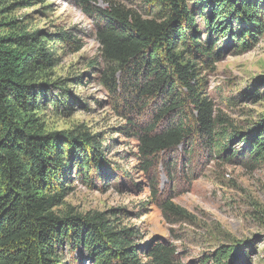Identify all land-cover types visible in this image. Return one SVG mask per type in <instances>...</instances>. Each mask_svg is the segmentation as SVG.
<instances>
[{
  "label": "trees",
  "instance_id": "16d2710c",
  "mask_svg": "<svg viewBox=\"0 0 264 264\" xmlns=\"http://www.w3.org/2000/svg\"><path fill=\"white\" fill-rule=\"evenodd\" d=\"M70 1L93 13L91 2L96 0ZM154 2L158 19H144L120 8L93 15L103 57L116 66L113 74H104L103 83L116 100L122 98L129 106L126 119L138 139L146 170L160 153L175 151L185 142L194 148L197 140L209 156L227 162L245 156L263 164L264 122L242 139L245 147L229 157L232 149L227 141L240 138V133L228 132L233 126L215 115L204 94V72L214 70L228 54L249 52L263 35L259 3L204 0L208 16L203 31L188 0ZM3 25L0 23V264H65L67 249L73 264H178L173 246L141 243L138 229L122 226L106 213L59 211L72 182L93 186L112 173L96 137L86 131L48 133L40 120L41 104L47 106L48 100L47 85L40 80L56 65L53 44L74 43L66 31L51 43L44 32L28 31L16 21L6 24V32ZM81 49L77 43L75 50ZM56 85L51 87L61 90ZM145 112L150 121L129 119L142 120ZM162 210L177 217L187 215L171 201ZM246 258L241 244L222 247L203 262L232 264Z\"/></svg>",
  "mask_w": 264,
  "mask_h": 264
},
{
  "label": "rangeland",
  "instance_id": "374dc122",
  "mask_svg": "<svg viewBox=\"0 0 264 264\" xmlns=\"http://www.w3.org/2000/svg\"><path fill=\"white\" fill-rule=\"evenodd\" d=\"M44 1L0 0L3 31L16 21L28 31L44 32L51 43L61 31L70 34L74 44H53L56 65L40 80L47 85L48 97L47 106L41 104L40 120L48 133L86 131L96 137L112 172L93 186L72 182L59 211L106 213L120 225L138 229L141 243L173 246L178 264H204L218 249L241 244L247 258L232 264H264V163L257 165L245 156L234 162L209 156L197 140L194 148L185 142L175 151L160 153L147 171L126 119L129 106L122 98L116 100L103 83L104 74L110 76L116 66L103 57L94 13L120 8L158 19L154 0H96L91 2L93 13L70 0ZM253 1L259 3L264 19V0ZM188 2L205 31L204 0ZM77 43L80 51L75 50ZM204 78V94L215 115L233 126L229 133H240V138L227 141L230 157L245 147L242 139L264 122V33L252 50L228 54L214 70L205 71ZM52 83L61 90L52 88ZM129 119L142 123L150 116L145 112L142 120ZM167 201L187 215L165 214L162 205ZM65 264H73L68 249Z\"/></svg>",
  "mask_w": 264,
  "mask_h": 264
}]
</instances>
